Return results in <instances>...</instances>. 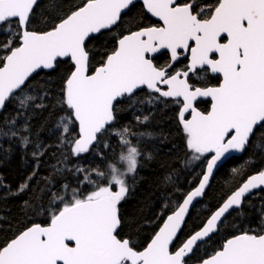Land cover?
<instances>
[{
  "label": "snow or ice",
  "instance_id": "obj_1",
  "mask_svg": "<svg viewBox=\"0 0 264 264\" xmlns=\"http://www.w3.org/2000/svg\"><path fill=\"white\" fill-rule=\"evenodd\" d=\"M135 3L81 0L48 21L46 30H36L32 24L38 0H0V139L15 138L25 149L32 145L34 159L44 154L48 146L30 139L29 108L34 113L47 107L48 92L31 94L24 89L30 86L26 82L33 74L55 70L70 61L72 67L63 78L62 100L58 101L68 111L55 127L64 157L61 164H66L69 155L80 158L101 145L108 147L104 137L117 121L119 105L135 107L139 102L166 107L173 103L179 105L176 119L192 153L187 163L201 161L204 165L198 186L185 194L151 242L142 251L137 250L121 235V204L131 187L126 178L134 176L140 158L151 159V153H142L132 144L130 137L136 133L130 128L114 130L125 146L119 156L123 167L110 164L106 175L98 168L76 164L70 171L80 177L81 183L92 185V190L80 194L78 187L63 184L61 193L49 187L48 207L40 205L37 210L47 213L50 221L46 225L32 223L0 246V264H187L186 258H191L199 244L210 240L224 225L226 213L240 209L246 193L264 187L261 170L249 177L178 250L170 251L194 201L205 194L218 163L232 152L245 151L254 140L264 141V0H216L214 5L199 0H143L147 12L161 23L114 37L113 49L103 54L99 67L90 71L93 54L88 45L119 27L122 14L126 15L125 10L130 11ZM49 8L58 12L57 0H50ZM162 50L170 54L167 65L153 62ZM185 54L189 56L185 68L170 72L168 69ZM205 69L220 74L218 86L189 83L190 74ZM145 89L150 91L141 98L139 93ZM201 98L211 99L206 112L196 107ZM9 104H14V111L4 115ZM149 118L136 117L140 123ZM153 135L140 134L149 138ZM256 146L264 149V143ZM10 151L0 144V159H6ZM35 174L34 170L27 180ZM27 188L26 181L10 194L18 195ZM25 204L28 206L27 201ZM201 264H264V230H242Z\"/></svg>",
  "mask_w": 264,
  "mask_h": 264
},
{
  "label": "trees",
  "instance_id": "obj_2",
  "mask_svg": "<svg viewBox=\"0 0 264 264\" xmlns=\"http://www.w3.org/2000/svg\"><path fill=\"white\" fill-rule=\"evenodd\" d=\"M200 2L214 5L216 0H200ZM49 3L50 0H41L38 3L33 18V29L46 30L49 26L48 21L55 16L63 15L72 5L80 4L81 0H57L58 12H53L49 8ZM122 16L123 23L119 27H114L104 39L94 40L88 45L93 54L90 71L100 65L104 53L113 49L114 37L149 26L152 20L141 3H135V7ZM158 58L160 61L166 59L164 55ZM71 67L69 61L59 64L55 70L40 71L27 82L30 86L24 89V92L31 94H37L41 90L48 92L45 100L47 107L34 113L29 108L30 139L48 146L44 154L38 160L34 159L31 156L32 145L25 149L15 142V138L12 141L7 138L0 139L4 149H11L6 159H0V184L6 186L0 187V246H4L7 241L14 238L15 234L31 226L32 223L46 225L50 221L47 213L37 210L40 205L48 207L49 187L52 191L61 193L63 184H69L72 188L78 187L80 194H87L92 190V185L81 183L80 177L70 171L76 164L85 168H98L106 175L110 172L108 167L110 164L122 168L123 163L119 161V156L125 146L121 145L114 130L128 127L136 133L130 137L132 144L142 153H151V159L141 157L137 172L134 176L130 175L126 178V182L131 187L128 196L121 204V215L124 219L121 235L130 239L137 250H142L160 228L166 216L173 212L185 194L197 185L204 171V165L201 161L187 163L192 153L186 146V134L183 133L182 126L176 119L179 105L169 103L166 107L163 105L147 107L139 102L135 107L126 103L119 105L117 121L113 129H110L104 137L103 142L108 145L107 148L101 145L90 150L89 153L82 154L80 158L69 155L66 164H61L60 161L64 157L61 154L59 133L55 131V127L58 119L65 116L68 111L66 106L58 101L62 100L63 78ZM210 78V80L216 79L212 76ZM139 96L144 98L147 94L142 91ZM13 111L14 104H9L4 115L12 114ZM144 115L150 116L148 122L137 121V116L142 119ZM145 132L154 135L152 138L140 136ZM260 143L264 141L254 140L241 156L230 158L217 171L205 197L190 212L172 251L201 228L209 216L249 175L264 170V149L256 146ZM63 151L67 153L68 150L63 149ZM97 152H102L103 155L97 156ZM0 156L3 154L0 153ZM58 168L64 171H57ZM233 169L236 171L234 172ZM34 170L35 176L27 180ZM168 177H171V180ZM26 181L28 188L24 192L18 195L10 194L16 193L18 186ZM26 201L28 206L25 204ZM262 211H264V189L255 191L244 200L240 209L231 211L218 232L206 243L199 244L191 258L186 259L187 264H197L214 254L221 249L227 238L240 234L242 230L254 232L264 230Z\"/></svg>",
  "mask_w": 264,
  "mask_h": 264
},
{
  "label": "flooded vegetation",
  "instance_id": "obj_3",
  "mask_svg": "<svg viewBox=\"0 0 264 264\" xmlns=\"http://www.w3.org/2000/svg\"><path fill=\"white\" fill-rule=\"evenodd\" d=\"M199 2H200V0H199ZM178 3H184V0H179ZM200 3L203 4L202 2H200ZM160 23H161L160 21H157L152 17V20H151V23L149 26L159 25ZM126 34H128V33H126ZM161 55H164L166 59L163 61L162 60L160 61L158 57H161ZM188 60H189V56H188V54H185V55L181 56L180 59L172 65V68H169L168 70L170 72H172L173 70H183L185 68L186 64L188 63ZM153 62L157 65H167L170 62V54L167 51L162 52V53H160L154 57ZM207 75H210L212 77H216V79L210 80L211 79L210 76L208 77ZM220 81H221V76L213 75V74H211L210 70H206V69L205 70H198V72L196 74H194V75L190 74V77H189V83H191L197 87L218 86ZM143 91L148 95L149 91L147 89H145ZM196 107L200 111L206 112L211 107V100H198L196 102Z\"/></svg>",
  "mask_w": 264,
  "mask_h": 264
},
{
  "label": "water",
  "instance_id": "obj_4",
  "mask_svg": "<svg viewBox=\"0 0 264 264\" xmlns=\"http://www.w3.org/2000/svg\"><path fill=\"white\" fill-rule=\"evenodd\" d=\"M40 1H41V0H38V3H39ZM178 1H179V0H177V3H178ZM136 3H141V4L143 5V0H136ZM143 6H144V5H143ZM144 9H145V11L147 12V9H146L145 7H144ZM125 11L127 12L128 10H125ZM147 13H148V12H147ZM148 14H149L151 17H153L155 20L159 21V18H158V17H154V16H152L150 13H148ZM122 15H123V14H122ZM165 51H167V50H162L161 53H162V52H165ZM167 52H168V51H167ZM159 54H160V53H159ZM156 55H158V54H155V56H156ZM63 59L66 60L67 58H63ZM99 66H100V65H99ZM99 66H98V67H99ZM40 71H46V72H49V71H51V70H40ZM40 71H39V72H40ZM210 72H211V71H210ZM211 74H213V75H219V76H220V74H217V73H212V72H211ZM34 75H35V74H33V76H34ZM31 78H32V77H31ZM31 78H30V79H31ZM30 79H29V80H30ZM221 79H222V77H221ZM26 83H27V82H26ZM209 87H212V86H209ZM148 91H150V90H148ZM200 100H211V99H210V98H201ZM198 110H199V109H198ZM243 152H244V151H243ZM243 152H232V153H230V154L227 155L226 159H223L221 162H219L218 165H217V168L214 169L213 176H212V178L210 179V182H209V186H210V184H211V182H212V180H213L215 174L217 173V171H218V170H219V169H220V168H221V167H222V166H223V165H224V164H225L230 158H232V157H234V156H241V155L243 154ZM257 173H258V172H257ZM257 173H254V174L249 175V176H248V177H247V178L241 183L240 186H242V184H243L244 182H246V180H247L249 177H251L252 175H255V174H257ZM200 179H201V177H200ZM200 179H199V181H200ZM199 181H198V183H199ZM198 183H197L196 186H198ZM196 186H195V187H196ZM209 186L205 189V194H204L202 197L197 198L196 201H194V207H195V205H196L199 201L203 200V198L205 197L206 192H207ZM240 186H239V187H240ZM195 187H194V188H195ZM239 187H238V188H239ZM194 188H192L190 191H192ZM238 188H236V189H235V190H234V191H233V192H232V193H231V194H230V195H229V196H228V197L222 202V204H223V203H224V202H225V201H226V200H227V199H228V198H229V197H230V196H231V195H232V194L238 189ZM260 189H264V187L259 188V189H253L251 192L246 193V195H245V197H244V199H243V202H244V200H245L249 195H251L252 193H254L255 191H258V190H260ZM190 191H189V192H190ZM189 192H188V193H189ZM181 203H182V201H181ZM181 203H180V204H181ZM180 204H179V205H180ZM222 204H221L220 206H222ZM179 205H178V206H179ZM178 206L176 207L175 210H177ZM220 206H219V207H220ZM194 207L190 208L189 213L186 215V217H185V221H184L183 225L181 226L180 231L177 233V236L174 238L172 244L170 245V251H172V247H173L174 243L176 242V240H177V238H178L180 232L182 231V229H183V227H184V225H185V223H186V220H187V218H188L190 212L192 211V209H193ZM219 207H218V208H219ZM218 208H217V209H218ZM217 209H216V210H217ZM175 210H174V211H175ZM216 210H215V211H216ZM233 210H235V209L230 210V212L233 211ZM174 211H173V212H174ZM215 211H214V212H215ZM173 212H171V213L168 214V215H171ZM214 212H213V213H214ZM213 213H212V214H213ZM168 215H167V216H168ZM227 215H228V214L226 213V216H227ZM167 216H166V218H167ZM210 216H211V215H210ZM210 216H209V217H210ZM166 218L164 219L163 223L165 222ZM163 223H162V225H161L160 227L163 226ZM204 224H205V223H204ZM202 227H203V226H202ZM202 227H201V228H202ZM201 228H199L197 231H199ZM158 231H159V229L157 230V232H158ZM195 232H196V231H195ZM195 232H194V233H195ZM194 233H193V234H194ZM216 233H217V232H216ZM155 234H156V233H155ZM155 234H154V235H155ZM214 234H215V233H214ZM214 234H212V236H213ZM154 235H153V237H154ZM191 235H192V234H191ZM153 237H152V238H153ZM189 237H190V236H189ZM189 237H188V238H189ZM232 237H233V236H232ZM232 237H229V238H227V239H230V238H232ZM152 238H151V239H152ZM188 238H187V239H188ZM187 239H186V240H187ZM227 239H226V240H227ZM186 240H185V241H186ZM150 242H151V240H150L148 243H150ZM225 242H226V241H225ZM225 242H224V243H225ZM182 244H183V243H182ZM146 246H147V245H146ZM181 246H182V245H181ZM181 246H180V247H181ZM143 249H144V248H143ZM143 249H142V250H143ZM178 249H179V247H178L176 250H178ZM142 250H141V251H142ZM176 250H175V251H176ZM175 251H172V252H175ZM191 255H192V254H191ZM212 255H214V254H212ZM212 255H210L209 257H207V258H205V259H203V260L209 259ZM186 259H187V258H186ZM197 264H201V261L198 262Z\"/></svg>",
  "mask_w": 264,
  "mask_h": 264
},
{
  "label": "rangeland",
  "instance_id": "obj_5",
  "mask_svg": "<svg viewBox=\"0 0 264 264\" xmlns=\"http://www.w3.org/2000/svg\"><path fill=\"white\" fill-rule=\"evenodd\" d=\"M145 106L150 107L149 105L145 104Z\"/></svg>",
  "mask_w": 264,
  "mask_h": 264
},
{
  "label": "bare ground",
  "instance_id": "obj_6",
  "mask_svg": "<svg viewBox=\"0 0 264 264\" xmlns=\"http://www.w3.org/2000/svg\"><path fill=\"white\" fill-rule=\"evenodd\" d=\"M202 201V200H201ZM196 206V205H195Z\"/></svg>",
  "mask_w": 264,
  "mask_h": 264
}]
</instances>
